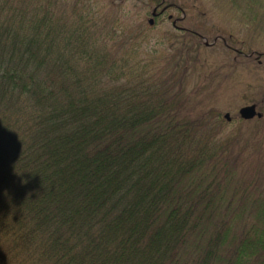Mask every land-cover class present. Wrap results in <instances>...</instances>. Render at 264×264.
Here are the masks:
<instances>
[{
	"label": "trees",
	"instance_id": "trees-1",
	"mask_svg": "<svg viewBox=\"0 0 264 264\" xmlns=\"http://www.w3.org/2000/svg\"><path fill=\"white\" fill-rule=\"evenodd\" d=\"M124 1L0 0V264H264V116L224 112L264 54Z\"/></svg>",
	"mask_w": 264,
	"mask_h": 264
},
{
	"label": "rangeland",
	"instance_id": "rangeland-1",
	"mask_svg": "<svg viewBox=\"0 0 264 264\" xmlns=\"http://www.w3.org/2000/svg\"><path fill=\"white\" fill-rule=\"evenodd\" d=\"M174 2L183 4L186 8H188V12L193 11H202L206 13L204 16L205 28L208 32L214 33L215 30L219 29V31H227L228 34H232V41L237 48H242L243 52L251 53L252 51H256L258 53H264V34L255 28V24L257 22L256 19H245V15H250L251 13H264V10L260 11H249L245 10V5L241 8L233 9V5L231 2L227 0H172ZM137 0H125L124 5L128 8H134ZM233 7V8H231ZM172 13L176 16H179L180 13L176 12L174 9L171 10ZM192 14V13H189ZM155 26V25H154ZM172 29L171 22L167 20H163L162 23L157 24L154 28L151 29L152 35L160 36L165 33L167 30ZM255 36L252 38L251 35ZM217 35V34H216ZM215 35V36H216ZM215 36H211V39H208L209 42H213V38ZM221 44V43H220ZM222 45V44H221ZM221 45L214 46L215 52L210 53V62H214L217 58L222 57L224 55V50ZM255 61V60H253ZM260 64L257 61L254 62L251 67L253 68L251 73H245V79L242 77L240 80L237 78H233L231 81L233 85L238 86L234 90L235 98L230 99L226 103V107L224 108V112L229 111L232 116L238 113V110L246 105L250 104L249 96L244 95L245 89L248 85H251L250 89L251 93H259L264 90V57L259 59ZM244 63V61L242 62ZM247 66L249 68V64L245 63L243 67ZM248 71V70H246ZM243 97L244 99H241ZM237 122L233 125H236Z\"/></svg>",
	"mask_w": 264,
	"mask_h": 264
},
{
	"label": "flooded vegetation",
	"instance_id": "flooded-vegetation-1",
	"mask_svg": "<svg viewBox=\"0 0 264 264\" xmlns=\"http://www.w3.org/2000/svg\"><path fill=\"white\" fill-rule=\"evenodd\" d=\"M154 5L152 7V13L155 11V19L153 25L157 22L163 21V19L169 20L172 24V28L175 31H191L190 27H194L196 29H203L205 32V22H204V12L193 11L190 12L192 14H187V11L183 9L180 5L175 4L174 2H166V0H153ZM174 8L176 12H180V16H175L169 10ZM197 33V32H196ZM202 40L206 39V37L201 36ZM221 34H217L213 40L214 44H217L218 41H222L223 45L229 47V44L225 43ZM207 40V39H206Z\"/></svg>",
	"mask_w": 264,
	"mask_h": 264
},
{
	"label": "water",
	"instance_id": "water-1",
	"mask_svg": "<svg viewBox=\"0 0 264 264\" xmlns=\"http://www.w3.org/2000/svg\"><path fill=\"white\" fill-rule=\"evenodd\" d=\"M240 116L243 119L250 120L255 117L262 118V113L257 111V107L255 104L246 105L240 109ZM227 118L230 117L229 114L226 115Z\"/></svg>",
	"mask_w": 264,
	"mask_h": 264
}]
</instances>
